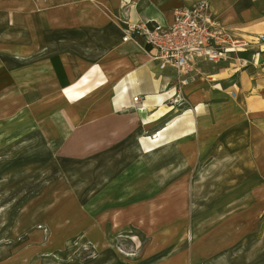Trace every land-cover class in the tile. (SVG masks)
I'll use <instances>...</instances> for the list:
<instances>
[{"label": "crops", "instance_id": "crops-1", "mask_svg": "<svg viewBox=\"0 0 264 264\" xmlns=\"http://www.w3.org/2000/svg\"><path fill=\"white\" fill-rule=\"evenodd\" d=\"M95 1L119 22L99 14L95 25L80 27L65 22L60 6L51 9L58 0H0V264H75L61 260L70 250L55 239H70L88 223V238L107 237L108 180L122 169L116 153L129 142L140 151L162 142L179 149L196 142L201 155L206 146L216 148L212 154L223 163L216 172L224 176H236L237 155L229 148L257 147L264 163L260 45L217 63L196 61L184 100L170 106L175 71L158 68L142 37L124 42L122 29L138 20L167 26L176 7L197 0ZM208 3L232 32L264 35V0ZM82 77L87 81L78 83ZM147 135L151 141L143 140ZM67 164L88 167L87 182L100 178L97 200L80 204L75 190L46 186L69 179ZM52 196H60L57 204ZM103 209L99 225L92 212Z\"/></svg>", "mask_w": 264, "mask_h": 264}, {"label": "rangeland", "instance_id": "rangeland-1", "mask_svg": "<svg viewBox=\"0 0 264 264\" xmlns=\"http://www.w3.org/2000/svg\"><path fill=\"white\" fill-rule=\"evenodd\" d=\"M57 6L66 23L76 22L80 27L95 25L99 14L119 22V16L108 12L100 1L58 0L51 9ZM85 81L82 77L78 83ZM150 136L143 140L151 141ZM215 150L206 146L201 155L196 142L180 149L162 142L140 151L136 141L129 142L116 153L124 158L122 169H116L114 180H108V236L96 239L94 233L95 239L88 238L86 233L93 225L88 223L76 229L70 239H55L70 250L61 260L75 264H264V163L257 158L260 150L229 148L237 155L235 177L217 173L223 163L212 154ZM261 153L263 158L264 149ZM116 167L110 166L108 174ZM64 169V177L70 175L69 179L46 180V186L75 190L80 204L99 198L94 193L100 178L94 176L87 182L92 175L88 167L76 170L75 165L67 164ZM117 178L119 188L113 183ZM59 197L50 198L57 204ZM104 212H92L99 225Z\"/></svg>", "mask_w": 264, "mask_h": 264}, {"label": "built area", "instance_id": "built-area-1", "mask_svg": "<svg viewBox=\"0 0 264 264\" xmlns=\"http://www.w3.org/2000/svg\"><path fill=\"white\" fill-rule=\"evenodd\" d=\"M122 31L124 42H136V36L143 38L149 46L150 58L159 69L171 68L175 71L177 79L166 101L170 106L184 100L182 87L190 81L188 73L196 61L217 63L247 50L253 44L260 45L264 50L263 34H236L220 25L209 12L208 0L176 7L167 26L138 20L127 23ZM132 102L140 109L137 96L132 98Z\"/></svg>", "mask_w": 264, "mask_h": 264}, {"label": "bare ground", "instance_id": "bare-ground-1", "mask_svg": "<svg viewBox=\"0 0 264 264\" xmlns=\"http://www.w3.org/2000/svg\"><path fill=\"white\" fill-rule=\"evenodd\" d=\"M71 49H72V48H71ZM71 49H70V50H71ZM0 55H1V54H0ZM82 55H83V54H82ZM88 58H91V57H88ZM4 61H5V60H4ZM162 104H163V103H162ZM165 108H166L165 106L162 107V108L159 110V112H160L162 109H165ZM0 112H1V111H0ZM6 114H7V113H6ZM6 114H5V115H6ZM69 128H70V127H69ZM1 208H2V207H1Z\"/></svg>", "mask_w": 264, "mask_h": 264}]
</instances>
